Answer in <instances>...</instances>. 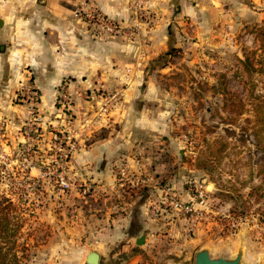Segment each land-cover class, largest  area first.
<instances>
[{
  "label": "rangeland",
  "instance_id": "rangeland-1",
  "mask_svg": "<svg viewBox=\"0 0 264 264\" xmlns=\"http://www.w3.org/2000/svg\"><path fill=\"white\" fill-rule=\"evenodd\" d=\"M14 1L11 5V0H0V17L11 20L22 9L38 15L40 9L56 6L64 24L74 22L75 29L79 27L95 44L110 43V72H120L110 86L106 85L107 70L84 79L64 78L50 109L35 75L24 69V80L9 97L10 112L0 111V198H9L17 209H24L26 221L19 239L25 245L22 264H74L72 256L46 259V246L55 236L61 240L58 236L74 220V209H102L109 204L122 208L151 187L162 191L151 206L157 203L174 220L179 214L185 221L182 233L167 240L193 245L201 226L216 247L212 257L231 259L241 250L243 264H264V0H188L198 15L184 18L182 27L189 37L185 46L152 62L144 50L134 59L124 48L134 42L150 47L147 36L160 17L152 5L160 0H116V7L126 11L124 18L104 12L98 0H27L24 7ZM179 1H166L175 17L181 12ZM170 29L174 32L178 26L171 24ZM138 75L156 80V93L163 94L162 99L165 96L164 106L156 100L150 103L151 109L167 112L172 140L184 150L179 163L187 165L188 173L184 169L185 176L179 173L172 184L146 173L129 174L123 167L117 169V177L125 171L151 182L130 189L116 180L112 191L77 179L74 152L78 145L103 139L108 129H115L114 115ZM177 185L190 198L177 195L175 199L204 212L193 228L192 216L172 212L173 206L167 203L165 186L176 193ZM200 185L207 192L203 205L194 199ZM88 186L95 190L84 194ZM61 244L60 251L72 248ZM171 248L167 243L155 245L138 264H174L172 258L187 253L186 248L170 253ZM190 254L187 264H195V251Z\"/></svg>",
  "mask_w": 264,
  "mask_h": 264
},
{
  "label": "crops",
  "instance_id": "crops-1",
  "mask_svg": "<svg viewBox=\"0 0 264 264\" xmlns=\"http://www.w3.org/2000/svg\"><path fill=\"white\" fill-rule=\"evenodd\" d=\"M17 1L22 7L27 2ZM166 1L160 0L152 5L160 17L155 29L148 33L150 47L141 48L139 42L125 46V52L132 54L134 59L140 50H144L152 62L161 54L185 46L189 37H186L182 27L184 18L198 15V9L188 0H180L178 5L181 12L179 17H175L174 10ZM14 3L11 0V5ZM98 4L112 17L124 18L127 15L126 11L116 7V0H98ZM39 13L34 15L22 9L11 20L0 17V111L10 112L9 97L11 91L17 90L24 80V69L31 70L35 75L36 84L40 86L46 106L50 109L56 98L57 87L64 78L84 79L107 70L109 81L106 85L110 86L114 76L120 74L119 71L110 72V43L98 42L96 46L93 40L80 32L79 27V31L75 29L74 22L64 24L63 13L56 6H46ZM171 24L178 26V29L172 32ZM120 60L122 63L124 61L123 64L127 61L124 55H121ZM157 89V82L152 78L146 81L138 75L132 80L120 112L114 115L115 129H108L103 139L78 145L74 152V177L112 191L116 186V171L123 167L129 174L146 173L154 179H164V183L168 181L173 184L179 173L185 176L187 165L179 163L183 148L172 140L173 129L168 123L167 112L161 110L153 113L151 109L150 103L153 101H159L160 106L166 103L165 96L162 99L160 96L163 94L156 93ZM166 137L170 141L162 142L161 139ZM173 189L176 193L172 188L163 192L174 197L190 198L180 185ZM157 194L161 195L162 191L151 187L145 194L122 204V208L120 204H109L110 207L102 209L76 207L74 220L64 226V232L58 236L62 244L55 236L46 246L49 249L46 259L53 261L72 256L74 264H87L88 254L96 251L102 264H138L148 258V253L155 245L167 243L172 247L170 253L186 248L187 253L172 259H176V262L173 260L174 264H187L191 259V250L195 254L201 249H208L210 253L216 250L207 240V231L201 226L196 230L199 236L193 245L190 241L180 244L178 239L167 240L182 233L185 221L172 208L170 210L177 214L176 220L166 212L167 208L160 209L154 216L151 202ZM167 225L170 227L165 230ZM141 237H145V243L139 246L137 242ZM60 244L62 247L72 245V248L60 251Z\"/></svg>",
  "mask_w": 264,
  "mask_h": 264
},
{
  "label": "trees",
  "instance_id": "trees-1",
  "mask_svg": "<svg viewBox=\"0 0 264 264\" xmlns=\"http://www.w3.org/2000/svg\"><path fill=\"white\" fill-rule=\"evenodd\" d=\"M258 113H263L257 108ZM24 209L9 198H0V264H22L25 245L19 243L25 227Z\"/></svg>",
  "mask_w": 264,
  "mask_h": 264
},
{
  "label": "built area",
  "instance_id": "built-area-1",
  "mask_svg": "<svg viewBox=\"0 0 264 264\" xmlns=\"http://www.w3.org/2000/svg\"><path fill=\"white\" fill-rule=\"evenodd\" d=\"M117 181L120 183V185L123 184L122 182L127 183V186L130 189L148 186L151 182L150 179L144 178L140 175H132V176L127 175L125 171H121L119 173L117 177ZM94 190H95V187L88 186L84 189V194H88ZM164 191H167V189H165ZM165 196L167 198V203L173 206L175 211H177L178 213H184L186 215H190L195 219L193 221L192 228L195 225L194 224L195 221L202 220L205 217L204 212L201 210L195 209L193 205L188 204V203H183L182 201L175 199L174 196L168 195L167 192L165 193ZM206 198H207V192H206L205 187L203 185L196 187L194 199H197L198 203L200 205H203L205 204ZM156 204L157 203H155L151 207V212L154 214V216H157V213L160 210L158 209ZM231 223L233 224L235 228V222L232 220Z\"/></svg>",
  "mask_w": 264,
  "mask_h": 264
},
{
  "label": "water",
  "instance_id": "water-1",
  "mask_svg": "<svg viewBox=\"0 0 264 264\" xmlns=\"http://www.w3.org/2000/svg\"><path fill=\"white\" fill-rule=\"evenodd\" d=\"M145 243V237H141L137 245L142 246ZM243 252L240 250L234 258H214L208 249H201L196 253L195 264H243ZM87 264H101L100 255L96 251L88 254L86 259Z\"/></svg>",
  "mask_w": 264,
  "mask_h": 264
}]
</instances>
